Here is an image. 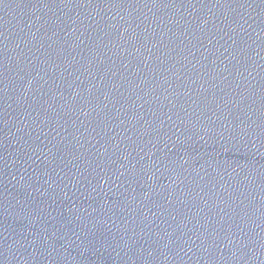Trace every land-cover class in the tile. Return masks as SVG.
Instances as JSON below:
<instances>
[{"label":"water","instance_id":"obj_1","mask_svg":"<svg viewBox=\"0 0 264 264\" xmlns=\"http://www.w3.org/2000/svg\"><path fill=\"white\" fill-rule=\"evenodd\" d=\"M0 264H264V0H0Z\"/></svg>","mask_w":264,"mask_h":264}]
</instances>
